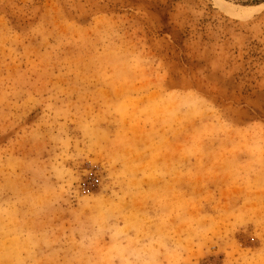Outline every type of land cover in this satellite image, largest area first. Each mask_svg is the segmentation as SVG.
<instances>
[{
    "label": "rangeland",
    "instance_id": "rangeland-1",
    "mask_svg": "<svg viewBox=\"0 0 264 264\" xmlns=\"http://www.w3.org/2000/svg\"><path fill=\"white\" fill-rule=\"evenodd\" d=\"M0 264H264V0H0Z\"/></svg>",
    "mask_w": 264,
    "mask_h": 264
}]
</instances>
